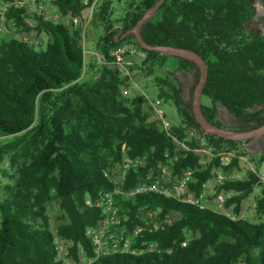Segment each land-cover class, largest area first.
Instances as JSON below:
<instances>
[{
    "label": "trees",
    "instance_id": "obj_1",
    "mask_svg": "<svg viewBox=\"0 0 264 264\" xmlns=\"http://www.w3.org/2000/svg\"><path fill=\"white\" fill-rule=\"evenodd\" d=\"M156 1H128L117 20L112 19L111 0L98 1L90 24L99 68L88 82H80L85 70L81 29L22 7L8 9L6 18L12 19L13 28L0 33V137L10 139L0 142V157L9 163L2 174L12 177L16 167L18 180L1 186L11 198L0 200V264H64L46 214V203L53 199L68 219L56 227V235L70 242L67 255L79 260L83 252L87 264H264V219L239 216L241 202L261 183L258 166L247 178L218 183V191L230 192L223 204L232 206L234 218L155 191L125 195L158 175L167 154L172 175L194 169L188 188L199 197L215 171L228 172L230 164L221 166L215 156L203 166L194 149L234 151L235 163L249 141L204 132L192 112L199 69L186 58L137 45L134 64L143 70L171 68L166 60L175 62L169 75L150 80L157 97L172 110L167 129L145 122L142 95L133 97L130 105L122 102L119 87L125 77L110 63L108 51L123 41L134 42L132 34L121 36ZM55 2L63 14L68 9L82 13V0ZM254 14V0H164L141 28L151 45L190 48L203 58L208 74L201 108L216 126L224 125L219 105L230 114L233 129L264 123V33L250 25ZM29 31L41 39L45 35L44 44L20 37ZM176 71L193 76L189 98L183 95ZM137 156L145 158L144 164L129 168L118 186L108 169L124 157ZM21 157L29 160L20 162ZM107 193H112L120 219L111 231L131 240L128 250L97 254L86 228L103 218L95 202ZM255 209L264 214V187Z\"/></svg>",
    "mask_w": 264,
    "mask_h": 264
},
{
    "label": "rangeland",
    "instance_id": "obj_2",
    "mask_svg": "<svg viewBox=\"0 0 264 264\" xmlns=\"http://www.w3.org/2000/svg\"><path fill=\"white\" fill-rule=\"evenodd\" d=\"M128 1H131V0H111L112 19L117 20V19H120L124 15L126 11L125 3ZM254 6H255V14H254V17L250 25H253L259 28L263 32L264 31V3L261 0H254ZM64 24L68 25V22L64 21ZM8 25L9 26L4 25L5 27L4 35H6L8 31H12L13 27L10 26L9 23ZM93 28L94 27H92V25L89 23L87 30H86L85 39L83 42L84 49L87 50V53L85 54V70H84L82 77L80 78V82L90 81L92 78H94V76L96 75V70L99 68V57H98V54H96L97 52L95 49L96 34H94L93 32ZM40 37H42V39L44 40H46L47 38L45 35H40ZM170 69L171 68L167 66H162V67L154 66V70L150 72L149 70L141 69L139 65L135 63L133 67L131 68V78L133 79V81H135L139 85V89L135 88L134 86H131L129 89V93L124 94L123 88L125 86H130L129 82H127L128 78L127 79L125 78L119 87L120 88L119 97L121 98L122 102L125 105H130L131 99L135 96L142 95L144 97V101L141 104V111H142V114L145 116L146 123H154L157 126L161 127L160 118L153 111V108L151 107V104H150V101L156 100V101H159V105L165 111L164 116L169 121V126H170V123H171L170 117L173 115L172 110L170 107L163 104L161 99L157 97L156 91L154 90L155 88L151 85L152 81H150L153 78V76L165 77L169 75ZM174 75L177 77V79L181 82L183 86L184 97L189 98L188 90L194 82L193 76L190 73H186V72L184 75L182 72H179L177 74L175 73ZM121 77L123 78L124 76L121 75ZM218 109H219V116L222 122L225 125H231L232 124L231 116L228 115L226 110L222 108L220 105ZM9 139L10 137H0V142L5 143ZM183 145L182 143H180V146L183 149H185ZM185 147L187 148V146ZM204 148L206 149L207 147L201 146V147L195 148L194 150L195 152L199 154L200 159L206 160V163L202 164L203 166H205L211 160V158L205 152L202 151ZM242 149L245 154H243L242 156H238L237 161L235 163H232V159L236 156L235 152L230 151L233 154V156L231 158V161L227 164V165L230 164L227 171L229 174H232L236 178L244 179V178H247L248 173L250 171H254L258 166V176L261 180L260 181L261 183L255 186L252 192L245 199H243V201L241 202V210H240L239 216L247 218L251 221H260L264 219V214L256 211L255 204H256L257 198L261 196V189L264 187V148H262V152L259 153V155H252L250 152V148L247 146H244V144L242 145ZM261 156H262V159L259 160ZM28 160H29L28 157H21L19 161L24 162ZM256 162H260V163L258 164ZM121 163L122 161L119 163H116L115 165L110 167L107 171L112 181L115 182L118 186L120 185L122 181V164ZM8 166H9L8 160L6 158L3 159L0 157V200L6 197L11 198L9 197L10 195H8L5 192V190L1 188V186L5 184H14L16 180H18V174H17L18 172L17 171L14 172L16 170V167L11 169L12 170L11 172L13 173L12 177H5L2 174V169L8 168ZM215 170L216 169H214V171ZM158 175H155L151 181L152 182L156 181ZM165 176L171 181L175 180L176 178V176L172 174H166ZM212 179L213 180H210V181L208 180L204 188V191L205 190H207V192L210 191V194L212 195L210 198H205L206 197L205 196L204 197L205 199L201 197L199 200L200 205L206 206L218 212H223V213L228 212L231 215H233L231 212L232 206L226 208L223 204V201L220 200L221 197L223 198V200L226 197H228L230 195V192L226 190L218 191L217 189L218 182H216V180L213 177ZM184 195L194 196V194L190 192L188 187L186 188V190H184ZM46 214L48 216L49 226L51 230L53 231V233L55 234V240L61 249V256L64 260V264H86L87 259H86V256L83 254V252L79 254L80 255L79 260H76L73 257L67 255V249L71 245L70 242L63 241L56 235V232H55L56 227L59 224L68 221L65 213L60 209L58 201L56 199H53L49 201L48 203H46ZM144 214L150 216V213H144ZM172 214L174 216H177V214L175 213H172ZM23 219L27 220V217ZM30 219H32L36 223L35 219L33 218H30ZM238 264H243V263L239 262Z\"/></svg>",
    "mask_w": 264,
    "mask_h": 264
},
{
    "label": "built area",
    "instance_id": "obj_3",
    "mask_svg": "<svg viewBox=\"0 0 264 264\" xmlns=\"http://www.w3.org/2000/svg\"><path fill=\"white\" fill-rule=\"evenodd\" d=\"M99 0H82L83 10L80 14H73L71 10H67L66 13L63 14L59 5L55 0H0V33L5 32L4 25L6 23L11 24L12 19L7 21L6 13L10 7L16 8H24L30 12H33L46 20H51L54 22L64 23L67 21L69 25L73 28L81 29V44L83 47V57L85 61V54L87 50L84 49V39L86 35L87 27L92 19L94 9ZM25 41H32L35 45H43V39L36 36L34 31L24 32L20 36ZM139 50L137 48V44L135 41H123L119 43L117 46L111 48L108 51V55L110 56V63L116 66L118 71L122 76L129 82L130 86H125L123 88V93L128 94L131 86L139 89V85L133 81L131 78V67L134 64L135 56L138 55ZM97 54V53H96ZM99 57V56H98ZM100 58V57H99ZM151 107L153 111L158 115L161 121V128L167 129L169 127V121L164 116V112L162 107L159 105V101L152 100L150 101ZM183 145V144H182ZM184 148L185 145H183ZM195 150V149H194ZM205 152L210 158L217 156L219 158V163L221 166L227 165L233 156L230 151H223L218 154H214L210 148H204L202 150ZM166 155V162L162 165H159L160 173L157 176V180L154 182H144L139 183L130 190L125 192V195H131L134 193H142L145 191H155L161 193L166 197H173L178 200L186 201L189 203H199L200 198L202 197V193L199 197L196 196H185L184 190L188 187L189 182L193 179V168L184 169L179 176L175 178V180H169L165 175L171 174L170 163L171 158ZM145 162L144 157H134L127 158L124 157L122 160V179L126 174V171L129 168L137 167L143 165ZM200 164L206 163V160H199ZM231 177H234L232 174L228 172L222 171V169H217L214 173V179L216 182H222L223 180H227ZM162 182V183H160ZM208 182V181H207ZM205 182L203 186L204 188L207 184ZM117 192V190H115ZM223 201V198L220 199ZM96 205L102 207L103 218L99 221L96 226L87 227L86 234L90 237L92 243L95 246V252L99 253H108L116 250H128L130 237L127 236L125 238L118 237L115 232L111 231V227L113 225H117L120 222L117 213V207L113 202L112 193H107L100 199L96 200ZM200 204V203H199ZM227 216L234 218V215L230 213H225ZM138 231V230H137ZM136 231V232H137ZM122 240V245L120 241ZM57 244V242H56ZM57 252L59 257L61 256V249L57 244ZM63 259V258H62ZM87 264V262H86Z\"/></svg>",
    "mask_w": 264,
    "mask_h": 264
},
{
    "label": "water",
    "instance_id": "obj_4",
    "mask_svg": "<svg viewBox=\"0 0 264 264\" xmlns=\"http://www.w3.org/2000/svg\"><path fill=\"white\" fill-rule=\"evenodd\" d=\"M163 2L164 0H157L150 8L145 11V13L139 18L136 24L121 36V38H125L127 35L132 34L134 36L135 43L143 49L156 51L161 54L186 58L193 61L197 65L199 69V79L193 89L192 112L196 121L205 133L214 134L219 137L227 138L234 141H244L257 137H263L264 123L252 129L241 130L233 129L229 127V125L225 124L223 126H216L209 122V120L205 117L201 108V95L202 89L207 80L208 70L205 61L197 52L190 48L176 47L171 45H151L143 39L141 35L142 26L154 15V13L157 11L159 6ZM221 107L224 108L223 106Z\"/></svg>",
    "mask_w": 264,
    "mask_h": 264
},
{
    "label": "crops",
    "instance_id": "obj_5",
    "mask_svg": "<svg viewBox=\"0 0 264 264\" xmlns=\"http://www.w3.org/2000/svg\"><path fill=\"white\" fill-rule=\"evenodd\" d=\"M166 64L172 66L171 68H173V65L175 64V62H174V60H172V59H167V60H166ZM179 72H182L183 75L185 74L184 71H176L175 73L177 74V73H179ZM175 73H174V74H175ZM186 73H189V72H186ZM149 79H150V78H149ZM219 118H220V116H219ZM220 119H221V118H220ZM263 141H264V137L253 138V139H250L249 141L245 142V143H244V146H247V147L250 148V152H251L252 155H259V153L262 152V148H264V143H263ZM210 180H213V179H210ZM210 180H209V181H210ZM207 193H209V194H207ZM202 194H203V195H202L203 198H204L205 196H206L205 198H210L211 195H212V194H210V191L207 192V190L203 191ZM205 198H204V199H205Z\"/></svg>",
    "mask_w": 264,
    "mask_h": 264
},
{
    "label": "flooded vegetation",
    "instance_id": "obj_6",
    "mask_svg": "<svg viewBox=\"0 0 264 264\" xmlns=\"http://www.w3.org/2000/svg\"><path fill=\"white\" fill-rule=\"evenodd\" d=\"M227 112V111H226ZM228 113V112H227ZM228 115H230L229 113H228ZM224 124V123H223ZM264 137V136H263Z\"/></svg>",
    "mask_w": 264,
    "mask_h": 264
}]
</instances>
